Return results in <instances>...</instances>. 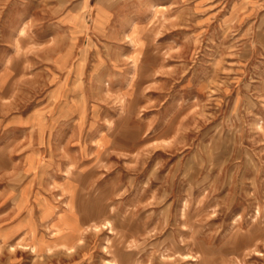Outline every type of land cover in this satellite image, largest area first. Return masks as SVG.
<instances>
[{
    "label": "rangeland",
    "instance_id": "374dc122",
    "mask_svg": "<svg viewBox=\"0 0 264 264\" xmlns=\"http://www.w3.org/2000/svg\"><path fill=\"white\" fill-rule=\"evenodd\" d=\"M263 241L264 0H0V264Z\"/></svg>",
    "mask_w": 264,
    "mask_h": 264
},
{
    "label": "bare ground",
    "instance_id": "6f19581e",
    "mask_svg": "<svg viewBox=\"0 0 264 264\" xmlns=\"http://www.w3.org/2000/svg\"><path fill=\"white\" fill-rule=\"evenodd\" d=\"M19 31H21L22 32V30H20V28L18 29ZM38 161V160H37ZM28 163V162H27ZM29 164V163H28ZM33 164V163H32ZM28 166V165H27ZM30 169H31V167H30ZM30 171V170H29ZM66 172V171H65ZM67 203V202H66ZM183 206V205H182ZM184 212V211H183ZM183 212H182V214H183ZM185 214V213H184ZM181 215V214H180ZM183 216V215H182ZM181 217V216H180ZM185 219V218H184ZM237 219V218H236ZM239 219H241V218H239ZM107 221V220H106ZM240 221H242V220H240ZM243 222V221H242ZM107 223V222H106ZM105 223V224H106ZM77 224V223H76ZM101 224V223H100ZM104 224V225H105ZM109 224V223H108ZM233 224V223H232ZM94 225V224H93ZM93 225H90V226H93ZM184 225V224H183ZM234 225V224H233ZM95 226H96V224H95ZM241 226V225H240ZM99 227V226H98ZM97 227V228H98ZM79 229V228H78ZM80 232H81V227H80ZM83 232V231H82ZM70 233H71V235H73L75 238H76V236L78 237V238H76V240H79V236H80V234L81 233H79V234H77V232H75V231H72V229H71V231H70ZM181 234V233H180ZM240 235V234H239ZM243 234H241L239 237V239H237V240H235V242H234V247L237 249V248H242V246H245V243H244V239L246 238V237H243L242 236ZM195 239V238H194ZM246 240V239H245ZM197 241H198V239H197ZM264 242V241H263ZM22 247H24V244H20ZM256 246V245H255ZM72 246H70V245H67V246H65V250H67V249H70ZM11 250H14L13 249V245H11V248H10ZM29 249H32L33 250V247L31 246ZM48 250H50V248H47ZM252 250V249H251ZM250 250V251H251ZM249 251V252H250ZM258 252H259V249H258ZM187 254V253H186ZM247 254V253H246ZM245 259H246V257H245ZM235 260V259H234ZM230 263V262H229ZM238 263V262H237ZM242 264V263H241Z\"/></svg>",
    "mask_w": 264,
    "mask_h": 264
}]
</instances>
